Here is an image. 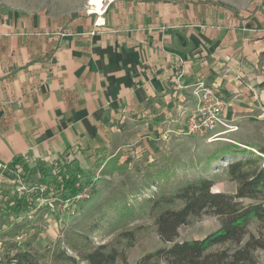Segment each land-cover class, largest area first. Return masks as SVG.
<instances>
[{
	"label": "crops",
	"instance_id": "1",
	"mask_svg": "<svg viewBox=\"0 0 264 264\" xmlns=\"http://www.w3.org/2000/svg\"><path fill=\"white\" fill-rule=\"evenodd\" d=\"M89 6L68 17L0 15V210L20 190L13 172L29 178L21 166L44 169L101 148L112 158L130 144L152 152L181 135L198 82L224 99L230 126L263 117L264 3Z\"/></svg>",
	"mask_w": 264,
	"mask_h": 264
},
{
	"label": "rangeland",
	"instance_id": "2",
	"mask_svg": "<svg viewBox=\"0 0 264 264\" xmlns=\"http://www.w3.org/2000/svg\"><path fill=\"white\" fill-rule=\"evenodd\" d=\"M219 1L241 10L264 3V0ZM89 9V0H0V15L11 14L19 19L40 12L68 17ZM238 128L235 133L215 138L217 142H209L208 137L187 135L184 129L181 135L159 144L152 152L143 149L138 153L134 144L112 158L113 153L106 148L97 150L96 154L82 151L83 156L79 159L69 154L68 158L49 165L38 174L28 175L27 179L23 180L25 176L20 174V190L15 195L25 198L32 206L22 213H14L3 204L0 210V256L3 244L14 232L23 234L19 241L35 234L34 248L42 250L76 232L88 236L97 246L113 242L122 231L137 226L149 227L147 237L130 252L128 264H136L144 255L169 247L157 235L154 220L147 217L133 220L128 209L136 208L156 191H174L182 183L198 178L214 180L213 192L235 193L236 184L227 176V165L238 156L213 159L230 141L263 145L264 113L257 120L238 123ZM66 163L73 169L78 167L81 181L93 186V194L88 199L76 203L50 191L58 168ZM149 184L158 186L147 190ZM46 191L49 192L46 198L39 199L38 196ZM220 226L217 217L193 220L179 229L178 241L203 239ZM251 231L254 232V227ZM258 262L264 264V252L258 253Z\"/></svg>",
	"mask_w": 264,
	"mask_h": 264
},
{
	"label": "trees",
	"instance_id": "3",
	"mask_svg": "<svg viewBox=\"0 0 264 264\" xmlns=\"http://www.w3.org/2000/svg\"><path fill=\"white\" fill-rule=\"evenodd\" d=\"M231 156H238L227 165V176L236 184L235 193L213 192L214 180L198 178L182 183L174 191H156L136 208L128 209L133 220H154L157 235L169 244L144 255L136 264H259L258 253L264 252V144L229 142L213 161ZM20 162L17 159L13 165ZM21 168L25 175L32 176L42 170ZM81 175L78 167L73 169L66 163L58 168L50 191L61 194L64 200H74L86 184ZM154 185L146 189L158 186ZM47 193L38 198L45 199ZM4 205L11 212L22 213L32 203L13 196ZM205 216L217 217L220 228L200 240L178 241L181 227ZM148 228L137 226L122 231L113 242L97 246L88 236L76 232L42 250L34 248L35 234L19 241L23 234L17 231L3 244L0 264H128L130 252L147 237Z\"/></svg>",
	"mask_w": 264,
	"mask_h": 264
},
{
	"label": "built area",
	"instance_id": "4",
	"mask_svg": "<svg viewBox=\"0 0 264 264\" xmlns=\"http://www.w3.org/2000/svg\"><path fill=\"white\" fill-rule=\"evenodd\" d=\"M193 88V95L197 98V105L188 115L187 135L208 137V141L213 142L218 140L215 138L238 130V128L226 123L224 119L226 102L212 86L201 81L196 83ZM219 128L224 130L216 132ZM13 174L20 177V174L16 171ZM91 194H93V186L85 184L73 201L78 203L88 199Z\"/></svg>",
	"mask_w": 264,
	"mask_h": 264
},
{
	"label": "bare ground",
	"instance_id": "5",
	"mask_svg": "<svg viewBox=\"0 0 264 264\" xmlns=\"http://www.w3.org/2000/svg\"><path fill=\"white\" fill-rule=\"evenodd\" d=\"M91 2L97 9H100L102 6V0H92Z\"/></svg>",
	"mask_w": 264,
	"mask_h": 264
}]
</instances>
